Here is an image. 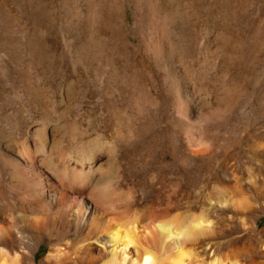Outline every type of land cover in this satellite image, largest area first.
Instances as JSON below:
<instances>
[{"label":"rangeland","instance_id":"rangeland-1","mask_svg":"<svg viewBox=\"0 0 264 264\" xmlns=\"http://www.w3.org/2000/svg\"><path fill=\"white\" fill-rule=\"evenodd\" d=\"M260 154L264 0H0V189H33V169L82 185L92 168L107 204L133 192L132 210L176 199L171 215H197L209 212L211 164L223 185L252 190ZM21 207L0 196V223ZM213 242L221 249L205 240L159 264H264L259 238L233 230Z\"/></svg>","mask_w":264,"mask_h":264},{"label":"bare ground","instance_id":"bare-ground-1","mask_svg":"<svg viewBox=\"0 0 264 264\" xmlns=\"http://www.w3.org/2000/svg\"><path fill=\"white\" fill-rule=\"evenodd\" d=\"M258 158L264 162L263 154ZM24 162L31 167L29 161ZM218 168L211 164L216 183L208 196L209 212L204 210L197 215H171L176 199L162 208L132 210L128 203L136 200L133 192L126 199L127 204H107L100 182L103 175H93L92 168L82 185L63 186L37 169L32 173L36 181L33 189L27 181H5L0 196L22 207L14 211L12 223H0V264H159L170 257L183 262V257L205 240V250H220L221 245L213 241L233 230L248 238H259L264 244V228L258 227L256 218L257 212H264V177L249 169L247 182L252 190L246 189L240 178L236 180L238 186L227 187L220 182ZM150 176L156 180L154 173ZM213 202L223 204L235 224H219L211 212L220 215L225 210L220 213ZM44 241L49 247L37 261L36 253ZM243 251L249 253L248 248ZM241 252L234 249L230 255L238 257ZM261 255L264 256V249Z\"/></svg>","mask_w":264,"mask_h":264}]
</instances>
